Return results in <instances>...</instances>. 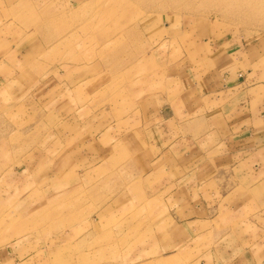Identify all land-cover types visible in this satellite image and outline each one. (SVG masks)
<instances>
[{
	"label": "rangeland",
	"instance_id": "374dc122",
	"mask_svg": "<svg viewBox=\"0 0 264 264\" xmlns=\"http://www.w3.org/2000/svg\"><path fill=\"white\" fill-rule=\"evenodd\" d=\"M13 40L31 54L28 85L0 86V264L210 263L213 231L163 247L172 204L126 118L213 47L264 53V0H0V57Z\"/></svg>",
	"mask_w": 264,
	"mask_h": 264
},
{
	"label": "crops",
	"instance_id": "0c3cea01",
	"mask_svg": "<svg viewBox=\"0 0 264 264\" xmlns=\"http://www.w3.org/2000/svg\"><path fill=\"white\" fill-rule=\"evenodd\" d=\"M12 44L0 57V86L7 90L28 85L12 70L25 69L31 49ZM211 49L200 65L178 68L164 94L129 114L128 147L136 149L137 136L141 171L156 180L152 194L172 204L166 250L179 255L196 238L211 241L213 231L218 250L208 264H264V53ZM105 136L99 133V150L107 147Z\"/></svg>",
	"mask_w": 264,
	"mask_h": 264
}]
</instances>
